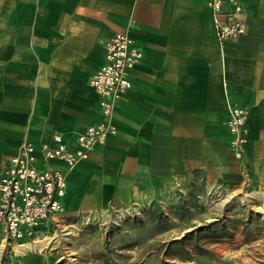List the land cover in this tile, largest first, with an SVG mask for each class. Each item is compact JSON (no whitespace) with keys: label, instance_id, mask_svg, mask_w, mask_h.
Masks as SVG:
<instances>
[{"label":"crops","instance_id":"crops-1","mask_svg":"<svg viewBox=\"0 0 264 264\" xmlns=\"http://www.w3.org/2000/svg\"><path fill=\"white\" fill-rule=\"evenodd\" d=\"M243 7L245 34L222 48L207 0H0V177L23 144L61 135L73 149L103 121L90 81L117 33L143 53L115 104L117 134L71 168L46 162L67 176V213L145 206L227 169L230 106L250 111L245 158L255 170L264 161V0ZM19 264L35 263L24 253Z\"/></svg>","mask_w":264,"mask_h":264},{"label":"rangeland","instance_id":"rangeland-1","mask_svg":"<svg viewBox=\"0 0 264 264\" xmlns=\"http://www.w3.org/2000/svg\"><path fill=\"white\" fill-rule=\"evenodd\" d=\"M245 153L145 206L64 210L37 240L53 239L41 250L17 253L21 243L1 239L0 264H19L24 253L35 264H264V161L251 170Z\"/></svg>","mask_w":264,"mask_h":264},{"label":"built area","instance_id":"built-area-1","mask_svg":"<svg viewBox=\"0 0 264 264\" xmlns=\"http://www.w3.org/2000/svg\"><path fill=\"white\" fill-rule=\"evenodd\" d=\"M207 6L222 48L245 34L243 0H207ZM142 58V51L127 33L113 35L105 43L104 64L90 81L100 98L103 121L81 133L73 149L61 135H54L51 142H44L39 148L30 142L20 148L0 177V235L6 240L21 244L40 240L47 235L48 223L64 213L67 176L63 170L50 167L46 162L60 161L71 168L89 159L97 146L117 134L115 104L132 88L130 74ZM228 111L229 148L241 159L248 141L250 111L238 106H230ZM38 154L46 167H39Z\"/></svg>","mask_w":264,"mask_h":264},{"label":"bare ground","instance_id":"bare-ground-1","mask_svg":"<svg viewBox=\"0 0 264 264\" xmlns=\"http://www.w3.org/2000/svg\"><path fill=\"white\" fill-rule=\"evenodd\" d=\"M53 240V239H52ZM52 240H48V241H42V242H37L36 244H30V243H27L25 245H20V246H17V249H16V252L18 253H21V252H24V251H35V250H41L42 248H45V246L47 244H50ZM4 249H5V245L3 244H0V257L1 255L3 254L4 252ZM44 250V249H43Z\"/></svg>","mask_w":264,"mask_h":264}]
</instances>
